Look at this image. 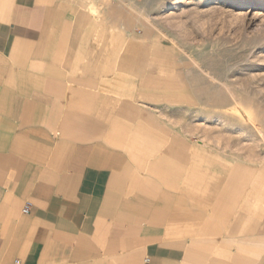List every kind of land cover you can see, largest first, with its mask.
<instances>
[{"label": "crops", "instance_id": "0c3cea01", "mask_svg": "<svg viewBox=\"0 0 264 264\" xmlns=\"http://www.w3.org/2000/svg\"><path fill=\"white\" fill-rule=\"evenodd\" d=\"M85 8L0 0V264H264V168L201 147Z\"/></svg>", "mask_w": 264, "mask_h": 264}, {"label": "rangeland", "instance_id": "374dc122", "mask_svg": "<svg viewBox=\"0 0 264 264\" xmlns=\"http://www.w3.org/2000/svg\"><path fill=\"white\" fill-rule=\"evenodd\" d=\"M79 1L126 65L164 71L201 147L264 168V0Z\"/></svg>", "mask_w": 264, "mask_h": 264}, {"label": "built area", "instance_id": "2783aa9c", "mask_svg": "<svg viewBox=\"0 0 264 264\" xmlns=\"http://www.w3.org/2000/svg\"><path fill=\"white\" fill-rule=\"evenodd\" d=\"M30 207H31L30 203H26V204L23 206V208H22V210H21V213H22L23 215H29V214H30Z\"/></svg>", "mask_w": 264, "mask_h": 264}, {"label": "bare ground", "instance_id": "6f19581e", "mask_svg": "<svg viewBox=\"0 0 264 264\" xmlns=\"http://www.w3.org/2000/svg\"><path fill=\"white\" fill-rule=\"evenodd\" d=\"M134 37H135L134 33H129V37H128L129 40H132Z\"/></svg>", "mask_w": 264, "mask_h": 264}]
</instances>
